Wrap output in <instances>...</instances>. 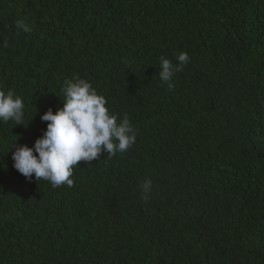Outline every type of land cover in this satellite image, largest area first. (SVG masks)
I'll return each instance as SVG.
<instances>
[{"label": "trees", "instance_id": "1", "mask_svg": "<svg viewBox=\"0 0 264 264\" xmlns=\"http://www.w3.org/2000/svg\"><path fill=\"white\" fill-rule=\"evenodd\" d=\"M74 77L137 140L53 188L12 152ZM0 90L28 124L0 122V264H264V0H0Z\"/></svg>", "mask_w": 264, "mask_h": 264}, {"label": "clouds", "instance_id": "2", "mask_svg": "<svg viewBox=\"0 0 264 264\" xmlns=\"http://www.w3.org/2000/svg\"><path fill=\"white\" fill-rule=\"evenodd\" d=\"M16 34L28 33L30 28L22 21H15ZM7 46V42H5ZM190 62L186 52L176 55V62L160 58L159 79L172 90L173 78ZM63 107L55 113L49 109L41 116L47 123L43 136L34 147L16 146L12 152L14 168L28 180L47 181L53 188L73 185L74 168L81 161L97 160L102 153L114 156L125 153L135 145L137 130L125 115L118 119L106 106L107 100L92 85L79 77L66 79L61 89ZM25 104L22 97L12 90H0V122L24 123ZM28 124L25 126L27 127ZM141 199L147 202L153 189L151 180L141 185Z\"/></svg>", "mask_w": 264, "mask_h": 264}]
</instances>
